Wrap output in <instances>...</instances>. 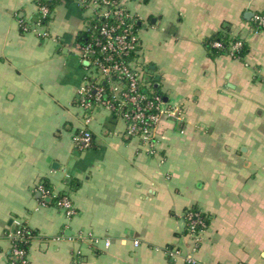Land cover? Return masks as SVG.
<instances>
[{"label": "crops", "instance_id": "obj_1", "mask_svg": "<svg viewBox=\"0 0 264 264\" xmlns=\"http://www.w3.org/2000/svg\"><path fill=\"white\" fill-rule=\"evenodd\" d=\"M124 2L154 78L145 89L185 111L182 123L162 116L156 154L111 112L98 108L86 124L75 105L88 65L75 49L87 27L77 0H57L45 38L22 29L38 16L35 0H0V264H21L17 221L35 235L25 264H184L166 248L189 242L191 207L208 221L203 264H264V28L253 19L264 0ZM215 35L243 40L244 57L209 48ZM83 128L92 144L76 151ZM44 183L77 213L44 201ZM79 233L101 241L70 238Z\"/></svg>", "mask_w": 264, "mask_h": 264}, {"label": "built area", "instance_id": "obj_2", "mask_svg": "<svg viewBox=\"0 0 264 264\" xmlns=\"http://www.w3.org/2000/svg\"><path fill=\"white\" fill-rule=\"evenodd\" d=\"M36 1V0H35ZM125 0H77L87 17L86 31L88 39L78 41L75 49L82 62L87 63L86 80L80 86L75 98V105L83 111L85 123L89 124L98 108L111 112L115 118L126 123L125 133L138 137L141 145L149 154H156L158 142V127L163 115L182 123L185 111L179 105H167L159 94H151L145 89L151 88L154 78L149 79L146 67L141 63L140 33L138 18L125 5ZM38 16L35 21L24 23L23 31H33L39 37L49 36L46 30L52 9L48 4H37ZM254 21L264 28V14H255ZM243 40L230 44V55L243 58ZM221 42H215V47H221ZM92 132L83 128L73 136L76 151H84L92 144ZM37 191L46 201L54 199L55 205L64 211L68 217L77 211L67 194H57L44 184H39ZM185 235L189 242L186 245H174L166 248L171 260L181 258L184 264H203L197 258V252L205 239L208 228L206 213L191 207L183 213ZM35 235L31 234L25 225L16 222V228L11 235V255L25 264L28 259V249L20 243H30ZM84 241L96 244L101 239L92 234L79 233L77 236ZM105 247L111 245L110 239L104 240ZM135 246L140 240L134 241Z\"/></svg>", "mask_w": 264, "mask_h": 264}, {"label": "trees", "instance_id": "obj_3", "mask_svg": "<svg viewBox=\"0 0 264 264\" xmlns=\"http://www.w3.org/2000/svg\"><path fill=\"white\" fill-rule=\"evenodd\" d=\"M37 4H43L46 3L49 5V7L52 9L54 7V5L57 3V0H36ZM88 35L89 32H87L86 30L81 32L79 35V40L80 42H84L88 39ZM215 42H221V47H215L214 43ZM209 48L214 49V51H216L217 53H221V52H226V53H230V43H229V39L228 38H224V37H219V35H215L214 37H212V39L209 40V42L207 43ZM246 49H247V45L244 44L243 49H242V54L245 55L246 53ZM155 93H159L158 90H155ZM160 94V93H159ZM67 183L69 184L70 188H77L79 186V181H77L74 178H70L67 180ZM44 185L48 186L46 183H44ZM55 202V201H54ZM194 208H198V207H194ZM27 230L33 234L34 231L30 230L29 228H27ZM20 245L22 247H25L28 245V242L26 243V241H23L22 243H20Z\"/></svg>", "mask_w": 264, "mask_h": 264}, {"label": "water", "instance_id": "obj_4", "mask_svg": "<svg viewBox=\"0 0 264 264\" xmlns=\"http://www.w3.org/2000/svg\"><path fill=\"white\" fill-rule=\"evenodd\" d=\"M157 80H159V77H157ZM40 197H41V194H40ZM47 200H48V201H51V199H50V198H48Z\"/></svg>", "mask_w": 264, "mask_h": 264}]
</instances>
